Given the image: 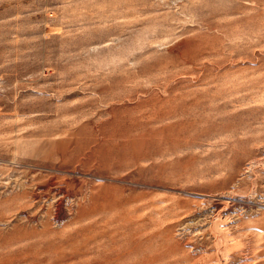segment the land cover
Instances as JSON below:
<instances>
[{"label":"rangeland","instance_id":"374dc122","mask_svg":"<svg viewBox=\"0 0 264 264\" xmlns=\"http://www.w3.org/2000/svg\"><path fill=\"white\" fill-rule=\"evenodd\" d=\"M0 264H264V0H0Z\"/></svg>","mask_w":264,"mask_h":264},{"label":"bare ground","instance_id":"6f19581e","mask_svg":"<svg viewBox=\"0 0 264 264\" xmlns=\"http://www.w3.org/2000/svg\"><path fill=\"white\" fill-rule=\"evenodd\" d=\"M169 95H170V94H169ZM163 98H164V97H163ZM115 102H116V101H115ZM163 102H164V101H163ZM130 114H131V113H130ZM97 145H98V144H97ZM86 152H87V151H86ZM47 181H48V180H47ZM56 181H57V180H56ZM40 182H41V183H40ZM43 182L45 183V181H43ZM43 182H42V181H39L40 185H42ZM57 182H58V181H57ZM63 182H64V181H63ZM71 182H72V181H71ZM39 183H38V184H39ZM44 183H43V184H44ZM64 183H65V182H64ZM32 184H33V183H32ZM34 184H35V182H34ZM38 184L36 183V185H38ZM62 184H63V183H62ZM68 184H70V183H69V180H68ZM74 184H75V183H74ZM40 185H38V186H40ZM54 185H55V184H54ZM54 185H53V186H54ZM70 185H71V184H70ZM38 186H36V187H38ZM71 186H72V185H71ZM62 187H63V186H62ZM65 187H66V186H65ZM73 187H76V185H75V186L73 185ZM73 187H70L71 190H72ZM39 188H40V192H39L38 194L36 193V195L33 194V195H34V198H37V197H43V198H44L48 193H50V192H54V191H58V192L61 193V194H62V193L65 194V193H66V192H64V191H61L60 189H55V188H53V187H52V182H51L50 180H49V182H46L43 186H41V187H39ZM39 188H38V190H39ZM81 188H83V184H82V187H81ZM91 188H92V187H91ZM65 189L67 190V188H65ZM73 189H74V188H73ZM78 189H80V187H78ZM59 190H60V191H59ZM83 190H84V189H83ZM67 191H69V190H67ZM79 191L81 192L82 190H78L77 192H79ZM35 192H36V191H35ZM37 192H38V191H37ZM72 192H74V191H72ZM25 193H26V192H25ZM56 193H57V192H56ZM74 193H76V192H74ZM51 194H52V193H51ZM69 194H70V193H69ZM77 194H78V193H77ZM28 195H29V194H28ZM53 195H54V193H53ZM84 195H85V194H84ZM48 196H49V194H48ZM51 196H52V195H51ZM54 196H55V195H54ZM54 196H53V197H54ZM56 196H57V194H56ZM56 196H55V197H56ZM65 196H66V195H65ZM49 197H50V196H49ZM49 197H48V198H49ZM70 197H71V196H70ZM43 198H41V199H43ZM45 198H46V197H45ZM50 198H52V197H50ZM64 198H65V197H64ZM66 198H67V197H66ZM66 198H65V199H66ZM38 199H39V198H38ZM41 199H40V200H41ZM33 200L35 201V199H33ZM54 200H55V199H54ZM58 200H59V199H58ZM34 201H33V202H34ZM35 202H37V199H36ZM51 202H52V201H51ZM55 202H56V201H55ZM62 207H63V206H62ZM55 208H56V207H55ZM47 213H48V212H47ZM57 218H58V217H57ZM56 221H57V220H56ZM70 257H71V256H70ZM65 262H66V260H65Z\"/></svg>","mask_w":264,"mask_h":264}]
</instances>
